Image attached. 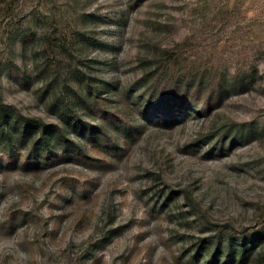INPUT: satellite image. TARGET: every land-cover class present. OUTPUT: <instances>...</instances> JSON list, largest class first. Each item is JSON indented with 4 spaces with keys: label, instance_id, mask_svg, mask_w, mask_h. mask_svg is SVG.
I'll return each instance as SVG.
<instances>
[{
    "label": "rangeland",
    "instance_id": "374dc122",
    "mask_svg": "<svg viewBox=\"0 0 264 264\" xmlns=\"http://www.w3.org/2000/svg\"><path fill=\"white\" fill-rule=\"evenodd\" d=\"M164 49L229 78L215 103L152 112ZM0 99L86 153L28 163L0 138V264H222L227 230L256 226L225 264H264V0H0Z\"/></svg>",
    "mask_w": 264,
    "mask_h": 264
},
{
    "label": "trees",
    "instance_id": "16d2710c",
    "mask_svg": "<svg viewBox=\"0 0 264 264\" xmlns=\"http://www.w3.org/2000/svg\"><path fill=\"white\" fill-rule=\"evenodd\" d=\"M160 58L155 67L147 73L149 80L147 90L151 96H154V110L152 112H158L160 116L165 118L174 115L175 112L187 111L191 107L207 109L217 101L230 81L223 73L207 72L202 68L194 69L183 64L185 61L181 60L172 49H164ZM253 75L251 72L241 77L233 75L232 80L233 82L239 80V83L245 84L252 80ZM50 83H46V87H50ZM87 89L92 93L95 100L100 97L96 87H87ZM52 104L57 105L58 109H63L62 113L66 116L64 119L67 123L72 122L74 129H78L82 135L88 137L92 143V148L98 151L106 149V143L99 141V133L103 131L102 126L83 121L73 108H68L64 101L58 97L53 98ZM98 104L101 106L100 102ZM161 110H164L165 113L161 114ZM230 131L231 129L226 130L223 135H230ZM0 138H7L13 142L29 141L31 150L29 155L22 159L25 162L34 161L39 164L62 157L79 159L86 157V153L75 145L74 140L67 136L58 124L46 122L37 116L23 115L17 109L6 105L1 99ZM229 139L226 141L230 143L236 138ZM52 146L56 150H52L54 149ZM259 230L260 228L257 226L253 228L244 227L241 230L235 228L227 230V235L223 236L224 238L227 237L228 247L219 252V260H214V262L225 264L236 263L237 261L241 263L252 247H247L245 243H241L240 246H233V240H244L248 233L252 232L250 235L253 236ZM217 245H220L219 241ZM217 253V251L214 252L213 256Z\"/></svg>",
    "mask_w": 264,
    "mask_h": 264
}]
</instances>
